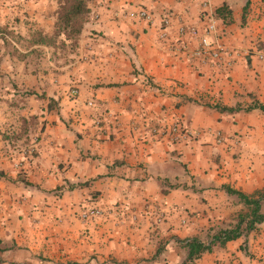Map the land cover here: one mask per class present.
<instances>
[{
    "label": "crops",
    "instance_id": "obj_1",
    "mask_svg": "<svg viewBox=\"0 0 264 264\" xmlns=\"http://www.w3.org/2000/svg\"><path fill=\"white\" fill-rule=\"evenodd\" d=\"M51 2L0 0V264H264V221L246 230L228 192L264 191V0H86L64 56L33 38ZM210 17L227 70L179 33ZM239 224L187 261L185 240Z\"/></svg>",
    "mask_w": 264,
    "mask_h": 264
},
{
    "label": "trees",
    "instance_id": "obj_2",
    "mask_svg": "<svg viewBox=\"0 0 264 264\" xmlns=\"http://www.w3.org/2000/svg\"><path fill=\"white\" fill-rule=\"evenodd\" d=\"M67 7H64L63 14L61 15L62 22L65 26L71 28L73 33L74 42L81 31L83 23L80 27H74L75 20L82 17L85 13H88L89 9L87 7L86 0H66ZM256 108L264 111V105L258 104ZM232 110V109H229ZM228 192L237 194L247 205H251L252 211L249 214L250 220L246 224V230H251L254 228L256 223L264 221V215L260 213L261 201L264 199V191L257 193V196H248L241 191L228 189ZM244 229L241 228V224L233 229L220 230L215 233L207 242L200 240L199 238L187 239L184 241L185 247L188 249L187 261H193L199 258L202 253L206 251H211L213 246L220 244L224 245L226 242L233 240L242 234ZM1 243V240H0Z\"/></svg>",
    "mask_w": 264,
    "mask_h": 264
},
{
    "label": "built area",
    "instance_id": "obj_3",
    "mask_svg": "<svg viewBox=\"0 0 264 264\" xmlns=\"http://www.w3.org/2000/svg\"><path fill=\"white\" fill-rule=\"evenodd\" d=\"M139 14L148 21L152 20L151 14L145 10H141ZM216 29L217 22L213 17H210L204 34H199V30L196 26L187 24H181L179 33L182 36L189 35L197 39V47L190 52V56L193 60H197L203 64H209L219 70H227L232 66L235 51L225 43L214 42L210 38V33L214 32ZM256 56L259 60H264V52H257ZM170 134L172 140L175 142L181 141L191 135L188 129L179 123H174L170 127Z\"/></svg>",
    "mask_w": 264,
    "mask_h": 264
},
{
    "label": "rangeland",
    "instance_id": "obj_4",
    "mask_svg": "<svg viewBox=\"0 0 264 264\" xmlns=\"http://www.w3.org/2000/svg\"><path fill=\"white\" fill-rule=\"evenodd\" d=\"M54 12L57 14V19H55V30L53 33L46 32L45 28L37 29L35 31V36L37 40L41 44H54L57 48L56 52L60 53V56H64L68 54L70 46L74 43L73 33L71 28L65 26V23L61 20V15L63 14V8L67 7L66 0H52L51 4ZM47 9V8H46ZM50 9V8H48ZM87 13H85L82 17L75 20L74 27H80L82 23H84ZM17 21L20 20L18 16H16ZM64 39H67L66 42ZM47 56L46 48H39L38 58L40 61L44 60ZM75 92V91H74Z\"/></svg>",
    "mask_w": 264,
    "mask_h": 264
}]
</instances>
